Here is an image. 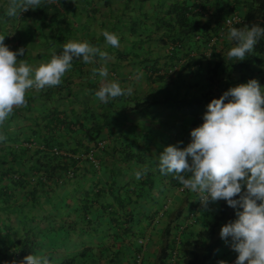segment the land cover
Instances as JSON below:
<instances>
[{
    "label": "crops",
    "instance_id": "crops-1",
    "mask_svg": "<svg viewBox=\"0 0 264 264\" xmlns=\"http://www.w3.org/2000/svg\"><path fill=\"white\" fill-rule=\"evenodd\" d=\"M174 1L42 0L35 10L22 13L17 10L15 16H9L10 0H0V35H6L4 42L13 51L24 48V56L18 59L27 60L34 68L58 51L62 53L63 45L71 40L88 41L109 56L103 61L97 55L90 64L84 63L82 57L74 58L62 84L30 90L27 106L16 108L0 126V135L6 137L0 141V195L4 191L14 192L8 200L0 197V205L7 210H0V215L11 218L9 210L15 207L14 211L28 216V222L39 232L40 241L49 237L45 217L54 223L76 220L68 234L67 231L60 236L54 234L57 238L52 240L60 251H77L82 244L88 246L85 256L76 258L77 264H131L136 236L143 242V264H166V260L163 263L157 258L166 224L169 223L170 234H177L183 241L191 232L204 227L217 211L220 201L209 203L207 209L201 204L196 206L197 193L183 185V190H179L171 174L162 175L158 156L168 145L187 146L192 139L191 129L198 126L184 105L178 116H168L171 107L167 102L171 96L177 93V99L184 101L193 92L200 93L194 86L196 82L207 89L202 73L192 74L181 62L189 55L198 56L203 62L211 60L208 56L211 44L215 57L232 61L227 56L233 47L228 39L232 27L226 26L224 19L236 14L239 19L234 27L244 29L241 17L251 0H177L187 5L190 12L201 6L206 8L209 16L199 17L202 26L198 25V29L202 34H214L210 37L211 44L203 36L194 38L191 34L177 40V23L172 31L159 23L158 16ZM187 15L190 17L191 13ZM104 31L119 37V47L107 44ZM248 55L254 78L264 86V54ZM151 66L161 68L164 75L150 76L147 69ZM102 67L108 69L106 78L100 77L98 71L93 73L94 68ZM236 77L237 73H232V79ZM232 79L226 84H212L210 96L239 84ZM112 81H118L122 88L130 86L132 94L100 102L95 92L102 82ZM140 103L146 104L144 110L135 108ZM153 111L163 123L152 122L148 112ZM104 119L109 122L103 124ZM95 121L101 122L99 129ZM97 139L103 141L102 146H94ZM143 142L148 143L151 151L145 154L153 157V164L148 166L125 152V145L128 150L139 151ZM51 146L66 148L62 151L69 154L81 153V157L74 161L71 156L58 154L57 159L62 160L54 163L55 170L52 166L53 171L61 174L58 182L54 183V178L44 179L45 184L30 182L37 179L32 168L38 166L36 159L40 163L45 161L43 167L48 166ZM89 148L97 166L83 155ZM69 169L73 170L70 177L66 176ZM144 169L146 174L137 180L135 173ZM18 172L30 181L11 179L10 173ZM35 186L38 188L34 203L24 193ZM125 212L131 216L129 227H125L128 224L123 218ZM84 215L91 218L90 223L82 220ZM235 218L233 209L228 222ZM230 243L231 238L228 244L221 241L223 260L235 252Z\"/></svg>",
    "mask_w": 264,
    "mask_h": 264
},
{
    "label": "clouds",
    "instance_id": "clouds-1",
    "mask_svg": "<svg viewBox=\"0 0 264 264\" xmlns=\"http://www.w3.org/2000/svg\"><path fill=\"white\" fill-rule=\"evenodd\" d=\"M41 3L42 0H10L7 14L15 16L17 10L21 13L35 10ZM5 36L0 35V126L16 108L27 106L30 90L62 84L74 58L82 57L86 64L93 63L97 55L103 61L109 59L106 51L88 41L71 40L63 45L61 54H53L50 60L34 68L27 60L18 59L24 56L25 49L13 51L5 44ZM103 36L107 44L119 47L116 34L104 31ZM261 36L264 28L258 25L230 28L228 39L235 41V46L228 51V58L243 61ZM97 71L100 77L108 76L107 67L93 69V73ZM131 94L130 86L122 88L118 81H112L102 82L95 97L108 103L110 99ZM190 135L192 139L187 146L168 145L163 149L158 156L160 173L175 174L184 188L198 194L203 209L209 203L226 201L235 210L236 218L222 225L220 237L226 244L231 238L230 247L238 254L234 264H264V86L251 78L212 98L203 114V123L191 129ZM5 139L0 135V141ZM146 172L147 169L137 171L136 179L140 180ZM182 185L179 190H183ZM188 216L191 218L193 212ZM216 259L221 260L220 264L229 260ZM11 264L50 262L46 256L28 254Z\"/></svg>",
    "mask_w": 264,
    "mask_h": 264
},
{
    "label": "trees",
    "instance_id": "trees-1",
    "mask_svg": "<svg viewBox=\"0 0 264 264\" xmlns=\"http://www.w3.org/2000/svg\"><path fill=\"white\" fill-rule=\"evenodd\" d=\"M187 13H191L190 17L187 15ZM207 14L208 12L204 6H201L195 11L190 12L187 8V5L181 4L180 2L175 0L166 11L158 16V21L160 24L169 26L171 29L170 31H172L173 24L177 23L179 27V29L176 31L177 40H181L183 35L191 34L194 38L203 36L204 41H210L211 44L212 42L210 40V37H212V35L214 34H202L203 31L198 29V25L202 26L199 17L205 16ZM241 23L245 26V28H250L252 25H258L261 28H264V0H251L244 9V13L241 17ZM234 26L235 24L229 27ZM232 44L233 46H235V41H232ZM210 47H212L213 49V44H211ZM212 49L208 55L210 56V58L212 57L211 60H205L203 62L198 56L194 57L192 55H189L186 58V61L181 62L183 63L181 64V66L186 67L187 70H189L192 74L201 75L202 73V76L204 78L203 83L207 87V89L199 87V82H196L194 86L197 89L201 90L200 93L193 92V94L186 97L184 101H180L179 99H177V93L175 94L176 97H174L175 95L171 96L168 99L169 101L167 102V105L171 107V112L168 114V116H178L180 110L184 111V105L186 106L185 111L192 116L193 119H191L195 120L194 122L199 126L203 123V114L207 111V103H209L212 98H218L223 93H218L214 97L210 96L209 91L212 84H226L227 82L231 81L232 73L234 72L237 73V77L235 79H232L235 81V83L247 82L249 79L254 78V70L250 68L252 59H250L249 55H247L243 61H224L221 57H215ZM58 52L61 54L60 51ZM252 54H264V36H261L258 39V42L255 45ZM145 58H147V56H145ZM203 69H205L206 71H202ZM147 72L150 76L161 77L162 75H164L165 71L163 72L159 67L151 66L148 67ZM203 83H200V86H203ZM145 106L146 104L140 103L136 105L135 108L138 110H144L143 108H145ZM148 116H150L149 118L152 120V122H155V124L163 123L159 118H157L156 111H153L152 113L148 112ZM104 121L105 122L103 124L109 122L106 121V119H104ZM100 123L101 122L99 121H95V126L97 127V129H99ZM97 140L93 142L94 146H97ZM142 145L143 147L139 151L128 150L125 145V152H127V154H129L130 156H136L137 159L140 160V162H145L146 166L153 164V162L151 161L153 157L151 155L145 154L146 152L148 153L150 149L148 143L143 142ZM15 146L16 145H14V147ZM51 148L52 146L49 147L51 157H47L46 160L48 166L43 167L42 165L45 164V161H42V163H40L38 162L39 159H36L35 162L38 163V166L32 167L34 171H36V180L30 181L29 178H26L24 174H22V172L11 173V179H14L16 182L28 183L29 180L30 182L37 181L39 183L45 184L43 182L44 179L54 178V183H57V180H59L58 177L61 176V174L59 175L52 169L54 168V163H56L58 160H62V157L60 159H57V156L51 153ZM65 149L66 148L62 147V150ZM70 158L71 157H67V159ZM72 160L75 161V158H72ZM171 178L174 183L182 185L176 179L175 174H171ZM37 188L38 187L35 186L34 189L26 191L24 193L25 197H28L29 199L31 198L32 201L34 200V203L37 200V196H35ZM13 194V191H4L1 193L0 197L8 200V198L13 196ZM195 204L196 206L200 205L197 199L195 201ZM66 205H68V203H66ZM16 207L19 209V205H17ZM13 208L16 209L15 207ZM14 209H12V211L9 210V213H12L11 218L9 217V215H0V264H11V261L22 260L28 254L46 256L50 264H77L76 258L85 256L86 251L88 250V246L86 245L82 244L81 248H79L77 251H60L58 246L54 243V240H52L53 238H57V236L62 235L65 231H67L68 234V231L73 229L76 220L72 222L62 220L59 223H54L51 221V219L45 217L48 221H46V219H43V222L45 224V228L47 229L46 232L49 234V237L46 241H40V237L37 236L39 235V232L33 225H31L30 222H28V216L23 215L20 211H14ZM122 209L123 208H121V211ZM0 210L7 211L3 205H0ZM113 211L116 212V209H113ZM232 214L233 208L229 207L226 201L220 200L216 213L205 224V226L198 229L197 231L191 232V234L187 235L183 239V241L180 240L177 234H170L169 223H167L163 229L164 239L163 243L158 249L157 258L165 263L166 258L170 256L172 250L176 248V250L178 251L176 255V261L179 264H213L215 259L220 257L221 255V227L228 222ZM110 217H113V215L111 214ZM123 218L125 219V221H128V224L125 227H129L131 223V216H128V214L125 212ZM82 220H84L85 223L88 224L90 223L91 218L84 215ZM54 234H57V236ZM138 238V236L134 238L135 250L133 253L131 264H134L136 254H141L143 264L142 244L138 241ZM68 240L70 239L68 238Z\"/></svg>",
    "mask_w": 264,
    "mask_h": 264
},
{
    "label": "built area",
    "instance_id": "built-area-1",
    "mask_svg": "<svg viewBox=\"0 0 264 264\" xmlns=\"http://www.w3.org/2000/svg\"><path fill=\"white\" fill-rule=\"evenodd\" d=\"M238 19H239V17L236 14L229 15L228 17H226L224 19V24L227 25V26L228 25L231 26V25L235 24L238 21ZM96 144H97V146H102L103 141L102 140H98ZM51 153L53 155L64 154V155L71 156L72 158H75V159H78L79 157H81V153L69 154L68 152H64L61 149H58L56 147H52L51 148ZM83 155L85 157L89 158L94 166H97V161H95V159L91 155V149L86 150L83 153ZM72 174H73V170L72 169L67 170L66 176L70 177V176H72ZM138 241L141 243L140 239H138ZM237 255L238 254L235 253L226 262V264H234V262H235V260L237 258ZM141 258H142L141 254H136L135 255V259H134V264H142V259ZM220 261H221L220 259H216L215 260V264H220ZM166 264H178V262L176 261V250L175 249H173L171 254H170V256L166 258Z\"/></svg>",
    "mask_w": 264,
    "mask_h": 264
},
{
    "label": "rangeland",
    "instance_id": "rangeland-1",
    "mask_svg": "<svg viewBox=\"0 0 264 264\" xmlns=\"http://www.w3.org/2000/svg\"><path fill=\"white\" fill-rule=\"evenodd\" d=\"M61 52V51H60ZM56 54H60L59 52L58 53H56ZM10 170V169H9ZM11 174V173H10ZM221 241H222V239H220Z\"/></svg>",
    "mask_w": 264,
    "mask_h": 264
}]
</instances>
